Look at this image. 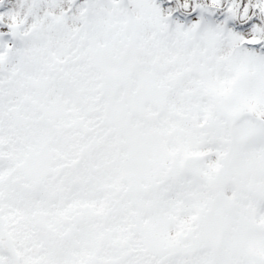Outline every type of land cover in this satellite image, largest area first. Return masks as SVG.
<instances>
[{"label": "snow or ice", "instance_id": "obj_1", "mask_svg": "<svg viewBox=\"0 0 264 264\" xmlns=\"http://www.w3.org/2000/svg\"><path fill=\"white\" fill-rule=\"evenodd\" d=\"M0 264H264V0H0Z\"/></svg>", "mask_w": 264, "mask_h": 264}]
</instances>
